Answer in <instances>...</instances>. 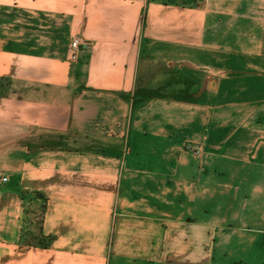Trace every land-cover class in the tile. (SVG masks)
<instances>
[{
    "label": "crops",
    "instance_id": "obj_1",
    "mask_svg": "<svg viewBox=\"0 0 264 264\" xmlns=\"http://www.w3.org/2000/svg\"><path fill=\"white\" fill-rule=\"evenodd\" d=\"M180 1L0 0V264H264V0Z\"/></svg>",
    "mask_w": 264,
    "mask_h": 264
},
{
    "label": "trees",
    "instance_id": "obj_2",
    "mask_svg": "<svg viewBox=\"0 0 264 264\" xmlns=\"http://www.w3.org/2000/svg\"><path fill=\"white\" fill-rule=\"evenodd\" d=\"M183 2L184 5H188V6H195L198 3V0H189V1H180ZM36 198H41V200L43 201V203L38 204V209L37 210H33L36 214H34L36 216L37 222L36 225L39 229H41V224H42V218L43 215L46 211V201L44 198H42L41 196H37ZM25 239L24 242L28 243V244H35L36 246H40L43 248H48L54 241V238L52 237H45L44 235H40L37 236V238L31 237L30 233H25Z\"/></svg>",
    "mask_w": 264,
    "mask_h": 264
},
{
    "label": "built area",
    "instance_id": "obj_3",
    "mask_svg": "<svg viewBox=\"0 0 264 264\" xmlns=\"http://www.w3.org/2000/svg\"><path fill=\"white\" fill-rule=\"evenodd\" d=\"M198 1H202V0H198ZM87 47H89V43L83 41L80 38L73 39L71 43V49H72L71 58H70L71 62L72 63L77 62L80 57V52L84 48H87ZM185 150L191 153L194 157H200L203 152V148L201 146L193 144V143H187L185 146ZM8 182H9L8 177L1 176L0 177V189L3 188Z\"/></svg>",
    "mask_w": 264,
    "mask_h": 264
}]
</instances>
